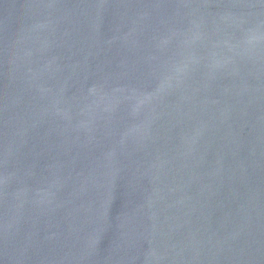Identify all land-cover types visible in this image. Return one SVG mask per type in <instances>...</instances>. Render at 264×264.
<instances>
[{
    "label": "water",
    "instance_id": "1",
    "mask_svg": "<svg viewBox=\"0 0 264 264\" xmlns=\"http://www.w3.org/2000/svg\"><path fill=\"white\" fill-rule=\"evenodd\" d=\"M0 264H264V0H0Z\"/></svg>",
    "mask_w": 264,
    "mask_h": 264
}]
</instances>
